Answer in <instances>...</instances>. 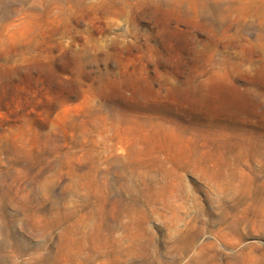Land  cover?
<instances>
[{
    "label": "rangeland",
    "instance_id": "obj_1",
    "mask_svg": "<svg viewBox=\"0 0 264 264\" xmlns=\"http://www.w3.org/2000/svg\"><path fill=\"white\" fill-rule=\"evenodd\" d=\"M0 264H264V0H0Z\"/></svg>",
    "mask_w": 264,
    "mask_h": 264
}]
</instances>
